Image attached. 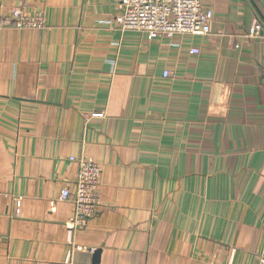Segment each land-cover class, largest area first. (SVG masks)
<instances>
[{"label": "crops", "instance_id": "0c3cea01", "mask_svg": "<svg viewBox=\"0 0 264 264\" xmlns=\"http://www.w3.org/2000/svg\"><path fill=\"white\" fill-rule=\"evenodd\" d=\"M120 2L0 0V264H259L264 0H204L208 35L154 40L101 23ZM19 9L45 28L4 25ZM83 156L102 205L70 230Z\"/></svg>", "mask_w": 264, "mask_h": 264}, {"label": "built area", "instance_id": "2783aa9c", "mask_svg": "<svg viewBox=\"0 0 264 264\" xmlns=\"http://www.w3.org/2000/svg\"><path fill=\"white\" fill-rule=\"evenodd\" d=\"M213 17V12L205 8L204 0H121L119 13L113 19L101 23L121 31L142 32L148 40H154L161 37L172 39L176 35H208ZM12 19L14 22H6L4 25L13 24L19 29H44L46 23L40 14L28 15L21 9L13 13ZM263 28L264 24L256 20L246 36L252 40L262 38ZM235 47L239 48V45ZM191 53L199 54L200 50L193 48ZM171 75L170 71L163 74L165 78ZM71 160L79 166L75 192L69 188L64 189L60 200L74 203L75 213L67 227L78 230L88 225L102 205V167L86 156L73 157ZM259 264H264V260Z\"/></svg>", "mask_w": 264, "mask_h": 264}, {"label": "water", "instance_id": "95a60500", "mask_svg": "<svg viewBox=\"0 0 264 264\" xmlns=\"http://www.w3.org/2000/svg\"><path fill=\"white\" fill-rule=\"evenodd\" d=\"M99 256H100V252H97V254H96V260H95V263H97V262H98L97 260H99Z\"/></svg>", "mask_w": 264, "mask_h": 264}]
</instances>
